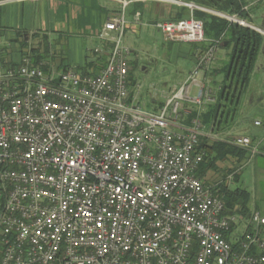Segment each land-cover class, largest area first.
Masks as SVG:
<instances>
[{"label": "built area", "instance_id": "obj_1", "mask_svg": "<svg viewBox=\"0 0 264 264\" xmlns=\"http://www.w3.org/2000/svg\"><path fill=\"white\" fill-rule=\"evenodd\" d=\"M119 2L92 50L106 57L96 74L45 71L32 49L19 65L0 59V264H264V217L252 211L236 234L237 210L196 176L205 125L199 114L179 125L192 115L185 104L216 100L201 76L221 41L145 112L123 42L125 9L145 0ZM154 26L171 43L206 41L193 16ZM228 143L257 153L250 138Z\"/></svg>", "mask_w": 264, "mask_h": 264}, {"label": "crops", "instance_id": "obj_2", "mask_svg": "<svg viewBox=\"0 0 264 264\" xmlns=\"http://www.w3.org/2000/svg\"><path fill=\"white\" fill-rule=\"evenodd\" d=\"M135 5H138V8ZM203 8L205 7L191 2L185 3L183 0H145V2L131 3L124 12L126 20L124 43L130 51V63L138 57L139 47L135 41H139L142 36H148L152 29L162 35L155 24L185 19L194 16L195 13L209 15L210 13ZM120 9L119 0H0V59L6 66L19 65L22 50L28 49L29 46L40 48L42 44L53 48L50 41L56 39L52 36L58 35L57 39L61 40L63 35L68 38L67 44L72 50L69 63L58 61L51 54L46 62L41 61L43 69L62 72L66 67H74L88 75L96 74L104 67L105 58L102 60L101 56H94L93 49L84 53L75 49L81 45V42L97 47L99 45L97 35L101 27L107 20L117 16ZM137 13L140 14L138 20ZM205 40L203 44L178 43L188 47L179 46L176 55H181L186 61L192 62L190 71L197 53L211 45L212 39L205 37ZM163 41H165L164 37ZM218 49L215 63L201 76V79L208 82L215 91V96L222 84V80L218 82L216 76H219L228 61L225 53L226 44L223 43ZM142 70L145 71L144 68ZM131 75L130 72V92L137 97L136 81ZM177 87L170 91H174ZM147 98L153 104V111L163 105L164 101H159L150 94ZM214 103H206L200 110L189 104H185L184 107L192 113L196 112L200 117L206 114L208 106ZM255 122L260 125H256ZM253 123L256 128L261 129L256 131V135H233L232 127L235 124L225 129L209 124L205 125V135L200 138L206 161L198 166L196 176L206 186H212L213 191L220 193L222 198L235 201L231 207L238 212L239 227L236 228V234L243 230L252 211L256 210L264 217V122L255 120ZM188 124V118L181 119L179 123L180 128L189 127ZM235 137L250 138L252 147L257 153L251 154L246 151L245 155L237 153L228 155L223 151L211 149L213 143H228Z\"/></svg>", "mask_w": 264, "mask_h": 264}, {"label": "rangeland", "instance_id": "obj_3", "mask_svg": "<svg viewBox=\"0 0 264 264\" xmlns=\"http://www.w3.org/2000/svg\"><path fill=\"white\" fill-rule=\"evenodd\" d=\"M247 9L250 13L251 23L244 22L256 28H262L263 34H260L264 37V0H247ZM209 15L214 16L213 14ZM233 16L236 20L239 19L235 15ZM188 17L185 19H188ZM201 19L208 22L210 18L203 16ZM57 36H52L56 40L50 41L53 48L45 44L42 46V44L40 48L29 46L28 49L34 48V55H39L42 62H46L52 54L54 59L58 61L63 60L67 64L70 61L69 57L72 51L67 44L68 38L62 35L61 40H58ZM124 41L125 39H123ZM222 41L224 42V39L221 40L219 48L222 46ZM135 42H137L139 47L138 57L136 58L137 60L134 59V61L129 63V71L132 73L133 80L139 86L136 89L139 105L145 112L149 113L153 112V104L147 98V95L150 94L159 101H163V96L168 94L171 89L177 87L189 74L192 62L186 61L181 55H176V50H178L179 46L181 48H188L187 46L163 41L162 35L155 29H152L148 36H142L139 41ZM80 44L79 46L77 45L78 47L75 50H79L81 53L88 52L94 48L91 47V44H85L84 42ZM259 52L254 71L249 79L247 91L244 94L245 96L239 109L240 111L234 122L235 125L232 127L233 135H256V131L261 129L256 128L253 122L255 120L264 122V40ZM225 53H227L228 59L230 49H226ZM219 55L221 56L222 54L219 52ZM216 77L218 82L221 81L223 72H220L219 76L217 75ZM196 91L197 88L194 87L192 94H195Z\"/></svg>", "mask_w": 264, "mask_h": 264}, {"label": "trees", "instance_id": "obj_4", "mask_svg": "<svg viewBox=\"0 0 264 264\" xmlns=\"http://www.w3.org/2000/svg\"><path fill=\"white\" fill-rule=\"evenodd\" d=\"M183 1L185 3L191 2L216 12L219 11L229 16L235 15L239 19L251 23L250 13L247 9V0ZM135 6L138 8V5ZM203 16H208L210 18L209 21H203L201 19ZM194 18L202 21L204 25V36L206 38L212 39V42H218L224 39L223 43L226 44L227 49H230L228 61L222 69L223 79L220 89L216 93V102L208 106L206 114L201 115L200 120L203 125L212 124L217 125L221 129L230 128L234 125L236 116L240 111L239 109L245 96L244 94L247 91L250 76L254 71L264 37L250 28H245L235 23H229L224 19L216 18L208 14L195 13ZM34 50L35 49L31 51V59L36 65L41 64L40 56L34 55ZM104 58L105 64L106 57H100L102 60ZM196 115V112L192 113L188 121ZM199 140L198 150L203 151L201 139ZM211 149L223 151L228 155H236V153L240 155L246 154L245 150H240L238 147L223 142L213 143ZM205 161L206 155L200 166L204 164ZM214 194L224 200L227 210L233 211L231 204L235 202L234 200H226L225 197L222 198L220 193L217 192H214Z\"/></svg>", "mask_w": 264, "mask_h": 264}, {"label": "water", "instance_id": "obj_5", "mask_svg": "<svg viewBox=\"0 0 264 264\" xmlns=\"http://www.w3.org/2000/svg\"><path fill=\"white\" fill-rule=\"evenodd\" d=\"M205 11H207V12H209L210 14H213L214 16H218V17H221V18H223V19H225V20H227L229 23H236V24H238V25H240V26H242V27H247V28H250L251 30H253V31H255V32H257V33H262L263 34V30L260 28H256L255 26H253V25H251V24H248L247 22H244V21H241V20H239L238 18V20H236V19H234V16L233 15H231V16H229V15H226V14H224V13H221V12H219V11H217V12H215V11H213V10H210V9H208V8H203ZM240 21V22H239Z\"/></svg>", "mask_w": 264, "mask_h": 264}, {"label": "bare ground", "instance_id": "obj_6", "mask_svg": "<svg viewBox=\"0 0 264 264\" xmlns=\"http://www.w3.org/2000/svg\"><path fill=\"white\" fill-rule=\"evenodd\" d=\"M235 19V18H234Z\"/></svg>", "mask_w": 264, "mask_h": 264}]
</instances>
